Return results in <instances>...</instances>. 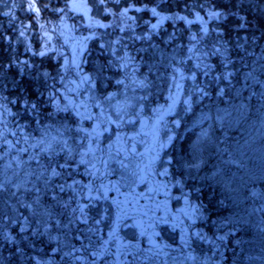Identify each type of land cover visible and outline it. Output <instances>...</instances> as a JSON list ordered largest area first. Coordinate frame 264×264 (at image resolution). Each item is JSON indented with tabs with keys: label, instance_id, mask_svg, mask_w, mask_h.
Returning <instances> with one entry per match:
<instances>
[{
	"label": "trees",
	"instance_id": "16d2710c",
	"mask_svg": "<svg viewBox=\"0 0 264 264\" xmlns=\"http://www.w3.org/2000/svg\"><path fill=\"white\" fill-rule=\"evenodd\" d=\"M13 2L15 7H12ZM65 3L66 0H37L41 9L39 17L26 9L25 0H3L0 3V84L3 85L0 101L11 113H16L22 111L21 90L17 84L28 89L30 99H36L34 93L37 89L43 92L42 103L49 100L48 93L54 90L53 101L46 103L42 111L55 113V100H59L61 106L69 101L76 105L78 100V103H90L91 92L97 96L94 101L102 100V82L107 81L110 89L117 78L124 82L121 90L136 91L144 97L142 101L154 108L153 112H147L150 116L158 114V119L166 116V119L159 120L164 125L169 126L180 118V127H173L178 133L171 140L168 155L175 162L178 156L182 162L198 151L194 143L196 137L210 125V135L202 144L205 163L198 173L192 171L187 181L185 173L181 172L180 180L176 179L173 184L170 202L164 204L165 207L169 205V212L163 206L157 209L156 202L150 206L139 194L132 195L139 201L136 206L128 201L117 206L111 201L113 190L108 182L94 176L93 185H103L100 188L96 184L103 199H97L88 208L94 210L92 217L82 203L76 204V200L73 209L75 230L61 243L58 242L61 239L53 240L49 233L48 236L28 228L21 232L22 227L16 221L12 236L0 232V260L3 264H264V159L261 160L264 156V87L246 76L255 69V77L264 82V71L261 70L264 65V14L261 13L264 0H250L241 6V14L247 16L249 26L239 31L236 30L239 20L233 16L220 21L209 18L211 10H227L230 5L225 0H107L105 5L88 0L91 9L88 16L108 27L93 24L89 27L88 16L82 13L68 9L53 11L65 8ZM68 3L70 6V0ZM152 7L172 17L157 30L151 28L159 19L151 14ZM124 9H128L126 16L121 15ZM233 10H236L235 6ZM9 11L14 19L2 14ZM177 14L186 16L187 20L177 19ZM197 14L207 22V35L201 30ZM188 20L192 23L189 24ZM96 31L97 37L89 35ZM192 36L196 39L193 40ZM243 37H247V41ZM238 38L249 55L236 48ZM215 48H219L222 54L214 55ZM41 51L46 54L38 55ZM225 57L231 61L227 68L224 67ZM74 59L83 69L82 75H88L90 81L81 83L73 67ZM125 62L126 66H122ZM206 64L212 65L211 75L207 77L202 74ZM176 69L189 78L180 81ZM226 71L234 73L231 84L225 80L212 82V75H222ZM43 73H47V77ZM193 74L195 82L190 79ZM173 75H177V81L183 85V94L179 97L176 96ZM140 81L146 86L142 87ZM92 83H95L94 88L90 86ZM193 83H210L211 96L204 97L199 103H195L196 96H193L192 110L184 113L183 100L191 93ZM217 84L224 88L222 97L217 96ZM77 85L79 88L75 94L67 90L76 89ZM172 95L179 102L170 113ZM13 99L16 103L10 102ZM242 104L245 107L242 108ZM86 107L83 113L89 114ZM201 116L210 117L209 123L193 127L194 121ZM217 116L223 120H218ZM4 119L6 125L0 130L8 133L7 139L15 144L21 133L17 132L16 136L10 133L17 130V117L5 116ZM18 119L20 124L29 123L24 134L40 138L30 116ZM44 123L42 119L41 124ZM47 123L52 125L51 130L71 129L68 145L71 143L72 149L83 145L86 151L88 141L82 140L84 133L76 129L83 127L90 131L93 119H77L70 107L67 112L55 113ZM35 141L38 140L32 137L28 143L21 140L13 151L27 148L25 153L29 158L33 152H40V147H29ZM6 149L7 145L3 151ZM60 158L55 156L57 161ZM74 162L69 161L70 164ZM81 169L83 166L79 168V182ZM174 178L172 173V183ZM180 205L187 206L186 210L174 213L171 220H166ZM2 206L6 205L2 203ZM115 207L119 208L120 217L142 216L140 221L146 229L145 235L150 238L132 236L128 239L129 244L118 245L114 236L116 226H119ZM8 237L14 238L15 242H10Z\"/></svg>",
	"mask_w": 264,
	"mask_h": 264
},
{
	"label": "rangeland",
	"instance_id": "374dc122",
	"mask_svg": "<svg viewBox=\"0 0 264 264\" xmlns=\"http://www.w3.org/2000/svg\"><path fill=\"white\" fill-rule=\"evenodd\" d=\"M96 17L98 18L99 15ZM96 34L97 31L95 33H90L89 35L95 38L97 37ZM82 72L83 69L79 68L78 75L80 78L83 76ZM117 81L118 79L116 78L114 80L113 88L110 89L107 81L102 82L104 89V92H101L103 97L100 99L102 100L94 101L97 96L96 94L93 96V93L95 92H91V104L89 102L78 103V100L75 105L76 107H79L81 104L85 105V107L89 106L86 108L93 117L92 128L95 127L97 122H99L101 124V128H103L105 126L104 122L108 116H111V118L114 120L117 119L113 106L118 105L123 107L126 101L128 104L132 105V107L126 108L127 116H125V120L127 121L129 118H131L135 121V123H125L119 129L115 124L109 125V130L104 132L103 136L100 137V149L104 151L103 153L97 151L98 153L96 159L98 162L94 161L96 167L99 168L98 172L95 169H92L90 166L79 164L80 156L77 153L84 152L85 147H83V145L80 147H73L74 149H72L70 146L71 143L68 145V147L72 149V155L74 159L68 160V164L71 165V168L70 166L65 167V169L56 167V171L61 173V175L58 177H51L50 171H45V169L49 168L48 153L42 154L41 151L33 152L34 154L30 156L32 157L31 159L30 157L28 158V155L25 153V151L14 152L13 149L11 151L6 149L0 153L3 154V159L0 160V182L5 183V191L0 192V232L5 236H12V228L14 223L18 221L21 227H24L26 230L28 228L36 232H44L48 236L51 234L53 236V240L61 239L58 241L59 243L66 240L69 235H72V230H75L73 225L75 224L76 216L75 214L73 215V209L75 208L76 200H78L76 204L78 205L82 203L83 206L87 208L86 210L88 214L92 217L91 214L94 212V210H89L88 208H90L91 204L97 199H103V195H101V192L97 190V185L100 188H102L103 185L101 183H96L97 185H93L92 182L95 180L94 176L97 178H103L106 183L108 182V185L111 186V191L113 190V197H111V201L116 203L117 206L125 201L131 203L133 202L134 206H136L139 201H137L136 197L132 195L139 194L144 196L143 198L145 199L143 200H147L146 202L149 203L150 206L152 205V202H156L157 209L163 206L165 211L169 212V205L165 207L164 204L166 201L170 202L173 195V184L176 183V179L180 180L181 172L185 173L184 176H186L187 181L188 176L192 171H194V173H198L201 168H203L205 158L203 157L202 144L205 143L204 141L210 135V125L204 127L196 137V141L194 143L197 145L198 151L196 153L192 152V156L186 157L187 159L183 160L182 162L179 156L177 158V162L171 158L173 165H164L162 162H158L152 173H148V171L145 170V179L143 180H141L138 175H131V173L135 171L134 162L142 159L139 155L130 157L129 161H126V163L129 164L127 169L121 168L118 158L115 156L116 148L122 143L117 141V133H119L121 137H125V135L135 137L134 141H126V143H135L136 153H145L146 157L154 150V148L159 146V143H164L166 147L161 152L162 161L164 157H168V155L171 153L170 146L172 142L168 141V137L172 136V140H174V138L177 136L176 134L178 133V129H173V127L176 126L175 124L173 125V123H169L168 126L166 123L164 125L163 121H159L160 119H166V116H161L159 119L157 117L158 114L157 116L156 114L150 116L147 112H153L154 108L149 107L145 101L140 99L141 94L134 90H121V84H118ZM82 86L86 87L84 85ZM87 86V88H89V83ZM123 88L125 89V86ZM71 93L75 94V91H72ZM109 94H115L111 101L105 99V97ZM171 97L172 99H170L169 102L172 103L176 96L172 95ZM96 103H99L103 108V116L100 114V109L94 107ZM184 107L185 106H183V108ZM83 108L84 107H79V111L82 113ZM201 117L194 121L193 127H202L206 124V122L209 123L210 117L207 116V119H201ZM79 118L80 117L77 116V119ZM13 126L15 129V122H13ZM60 131L63 132V138L67 139V143H69V131H64V128ZM202 132H206L207 135L202 136ZM50 135L56 136V130H51ZM30 137H32L33 140L40 139L33 136ZM59 138L60 137H58V139ZM109 144L113 145L112 149L110 150L112 159L109 160L108 165L105 168L100 164L99 157L103 155L104 159H108ZM59 146L54 145L56 149ZM168 148H170L169 152H167ZM58 156L61 157L60 161H57L54 157L51 165L52 167L56 166L54 161H56L58 164L65 163V153L60 152L56 157ZM201 157H203V159ZM17 158L20 162L19 165L17 163ZM86 159L93 158L87 157ZM263 159L264 156H262L261 160ZM37 160L39 161V164H37ZM72 160L75 162L70 164L69 161ZM197 163L199 164L198 168H189L183 166L185 164ZM9 164L11 167H9ZM262 164L264 165V163ZM80 166H83V170L81 169L82 177H80L81 181L79 182L78 175ZM164 167L168 168V175L161 176L156 174L160 171H163ZM90 172L92 173L91 175L89 174ZM41 173H43V175H41ZM172 173L175 176L173 183L171 181ZM50 177V183L46 182ZM91 184L93 185L92 187ZM61 185L64 186L63 191L60 190ZM68 185H72V187H68ZM136 189H138V191ZM84 196H86V201L84 200ZM2 197L4 199H2ZM2 200H4V202ZM2 203H4L6 206H2ZM14 205L17 207L13 208ZM7 206L10 207V210ZM186 208L187 206L185 205L178 206V209H176L175 212H171L166 220H171L174 213H182L186 210ZM157 209L155 211H157ZM114 210L116 222L119 225L116 226L117 228L114 234V236L119 241L118 245L129 244L130 241H128V239L132 236L140 235V237L145 236L150 238L149 236L145 235L146 229L140 221L142 216H138L136 214L132 219L128 217H120L118 214L119 208L115 207ZM10 212L13 214L12 217H10ZM150 232L152 231L150 230L149 233Z\"/></svg>",
	"mask_w": 264,
	"mask_h": 264
},
{
	"label": "snow or ice",
	"instance_id": "6c2138e0",
	"mask_svg": "<svg viewBox=\"0 0 264 264\" xmlns=\"http://www.w3.org/2000/svg\"><path fill=\"white\" fill-rule=\"evenodd\" d=\"M2 2H3V0H0V3H2ZM93 2L94 3L98 2L99 5H105L107 0H93ZM225 3L230 5L227 8V10H211L209 12V18L212 20L220 21V20L227 19L229 16H233L239 20V24L236 26L237 31H239L241 29L248 28L249 21H248V18L246 15L241 14L242 13L241 6L250 3V0H225ZM25 6H26V9L28 11L35 13L36 16L39 17L41 9L37 6V0H25ZM233 6H235L236 10H233ZM12 7H15L14 2L12 4ZM45 7H48V5L46 4ZM65 9H68L69 11H72V12L82 13L84 16H88L89 12L91 11V9L88 6V0H70V6L68 3V0H66L65 8H57V9H53V11L65 12ZM141 10L142 9H137V11H141ZM106 11L110 12L111 10L106 9ZM150 11H151V14L153 16L159 18L157 23L151 25V28L153 30H157L164 23V21L172 18L170 16L163 15L161 12L157 11V7H152L150 9ZM127 12H128V9H124V11L121 13V15L126 16ZM261 13L264 14V5H262V7H261ZM2 14L10 16L13 19L15 18L11 11L4 12ZM176 18L180 19V20H187L186 16H181L179 14L176 15ZM132 19H134V18H132ZM196 19L201 22V24H202L201 30L204 33V35H207L208 34L207 22H205L204 18L199 16V14H197ZM91 20H92V18L89 17V21H90V23L88 25L89 27L92 26ZM187 22L189 24L192 23V21H190V20H188ZM96 23L100 27H108V25L99 24L98 21H96ZM40 27L43 28L44 25H40ZM121 30H123V29H121ZM20 34L24 35L23 32H21ZM45 35H47V33H45ZM218 35H219V33H218ZM136 38L141 39V37H136ZM192 39L195 40L196 37L192 36ZM243 39L245 41H247L248 38L243 37ZM253 40H255V36L253 37ZM118 42L119 41H117V43ZM101 46L103 47V45H101ZM236 48L240 49L241 52H243L245 55L250 54V53H247V51L245 49V45L239 43V38L237 39ZM82 51H83V49H81V54H82ZM225 51H227L226 48H225ZM37 54L40 56H44L46 53L44 51H41ZM213 54L215 55V54H222V53L220 52L219 48H215ZM127 59L130 60L131 57H128ZM230 62L231 61L227 57H225L224 67L227 68V64ZM65 63H67V62H65ZM122 66H126V62H125V65H122ZM73 67L77 70V74H79V63L75 59L73 60ZM197 67H200V65H197ZM211 68H212V65H210V64L204 65L202 74L206 77L210 76L211 75ZM261 70L264 71V65H261ZM254 72H255V69L246 73L247 78L250 80H253L255 83L261 84V86L264 87V82L258 80L255 77ZM176 74L179 75L180 81H183L184 79L189 78V77H185L183 72L180 71V69H176ZM21 75H23V69H21ZM43 75L45 77H47L48 74L43 73ZM177 75H173L172 80L174 83V87L176 89V96L179 97L180 95L183 94V85H182V83L177 81ZM233 75H234L233 72L226 71L222 75L221 74L212 75L211 80H212V82H218L220 80H225V81H228L229 84H231V78L233 77ZM190 79L193 82H195V80H196L195 74H193L190 77ZM88 81H90V77L86 74L83 75L81 78V83L88 82ZM117 83L123 84L124 82H123V80H118ZM133 83H135V81H133ZM140 85L142 87L146 86L144 81H140ZM90 86L94 88L95 84L92 83ZM2 87H3V85L0 84V88H2ZM16 87H18L21 90L20 104H21L22 111H19L16 113H11L9 111V109L4 105V103L2 101H0V128H3L6 125V121L4 119L5 116H15V117H17L16 123H17L18 127H17L16 131H12L10 134L12 136H16L17 132H20L21 136H20V138H18L15 141V144H13L12 141H9L7 139L8 133L0 130V153L3 152L5 145H7L8 151H11L12 149L15 148V145H18L21 143V140H23L24 143H28L31 134H24V129L29 127V123L26 121L24 124H20L18 118L21 116H24V115L30 116L36 124V129L34 131L40 132V139L38 141H35V143L30 144L29 147H40V151L42 154L43 153L49 154V168L45 169V171H50L51 177H58L61 175V173L56 171V167H59L62 169L65 167H69L70 165L68 164V160L74 159V158L72 155V149L68 147L67 139L63 138V132H61L60 129H56L57 135L56 136L50 135L52 125L47 123V121L50 120L51 118H53L55 113L69 111L70 107L75 111V114L77 116H79L82 120L83 119L91 120V119H93V117L90 113L85 115V113H82L79 111V107H85V105L81 104L79 107H76L71 101H69L68 104L61 106L59 100H55V103H54L55 113H53V112L44 113L42 111V108L45 106L46 103H51L53 101V99L55 97L54 90L50 91L48 93L49 100L47 102L42 103L40 101V97H42L44 95L43 92H40L37 89L34 93L36 96V99H30L29 94H28V89L25 88L24 85L17 84ZM78 88H79V85H77L76 89H67V90L68 91H77ZM209 89H210V83H205V84L193 83L191 93H189V95L183 100V104L185 106L183 109L184 113L190 112L192 110V105L194 103L192 100L193 96H196L195 103H199L201 100H203L204 97H210L211 92ZM216 93H217V96H221V97L224 96V88L220 87L219 84H217ZM114 95L115 94H109L105 97V99L108 101H111L114 98ZM262 98H264V94H262ZM65 99H67V97H65ZM140 99L143 100L144 97H140ZM170 99H172V97H170ZM10 102L16 103V100L13 99ZM178 102L179 101L177 99H173V102L169 106V109H168V111L170 113L173 111V109L175 108V106ZM94 107L100 109V114L102 116L104 115V110L99 103H96L94 105ZM113 107H114L115 115H116L117 119L113 120L111 118V116H108L104 122L105 126L103 128H101V124L99 122H97L95 127H93L91 131H88V129H85L83 127L76 129V131L84 133V136L81 137V139L82 140L87 139V141H88L86 151L81 152V153H77L80 156L79 164H85L86 166H90L92 169H95L97 172L99 171V168L96 167L94 160L97 158V151H100L101 153H103V151H104V150L100 149L99 140H100V137L103 136L104 132H107L109 130L108 126L115 124L116 127L119 129L125 123H130V124L135 123V121L132 120L131 118H129L127 121L125 120V116H127L126 108L132 107V105L128 104L127 101L125 102V105L123 107L118 106V105L113 106ZM241 107L243 108V107H245V105L242 104ZM207 118H208L207 116L201 117V119H207ZM42 119L45 120L44 124H41ZM217 119L220 121L223 120V118L220 116H217ZM173 123H175V125L177 127H179L180 118L175 119L173 121ZM64 131H72V130L65 127ZM201 135L206 136L207 133L202 132ZM58 137H60V138L58 139ZM172 139H173L172 136L168 137L169 142ZM134 140H135V137L126 136V135H125V137H121L119 135V133H117V141L122 142V143L119 147L116 148L115 156H116V158H118V162H119L121 168L127 169L129 167V164L126 163V161H129L130 157H135V156L139 155L142 158L141 160L134 162L135 171H133L131 173V175H133V176L138 175L139 178L141 180H143V179H145V175H144L145 170H147L148 173H152L158 162H162L164 165H171L172 160H171L170 156L164 157L163 160L161 161V152L166 147V145L164 143H159V146L154 148V150L151 153H149L146 157L145 153H139V154L136 153L135 143H132V144L126 143V141H134ZM54 145H60L59 149L57 150L54 147ZM112 147H113V145H111V144L108 145V149H109L108 159H104L103 155H101L99 157L100 164L103 165L105 168L107 167L109 160L112 159V154L110 151L112 149ZM27 150H28L27 148L17 149V151H27ZM60 152L65 153V163L64 164H56L55 167H52L51 165L53 162V158L55 156L59 155ZM87 157H92L93 159H86ZM31 158L32 157H30V159ZM2 159H3V154H0V160H2ZM17 163H18V165L20 163L18 158H17ZM37 164H39L38 160H37ZM183 166L189 167V168H191V167H197L198 168L199 164L198 163L197 164H185ZM9 167H11L10 164H9ZM89 174L91 175L92 173L90 172ZM156 174L161 175V176L168 175V168L164 167L163 171H160ZM41 175H43V173H41ZM51 177L46 182L50 183ZM68 187H72V185H68ZM60 190L61 191L64 190L63 185L60 186ZM3 191H5V183L0 182V192H3ZM104 195H105V197L107 196L106 191H105ZM97 198H99V197H97ZM80 211L83 213V208H81ZM97 223H99V221H97ZM25 230L26 229L24 227H22L20 229L21 232H24ZM33 234L35 235L36 233H33ZM7 239H9L10 242H13V243L15 242L14 238L8 237ZM219 239L223 240L224 237H220ZM93 255H95V253H93ZM0 264H3L2 260H0Z\"/></svg>",
	"mask_w": 264,
	"mask_h": 264
}]
</instances>
